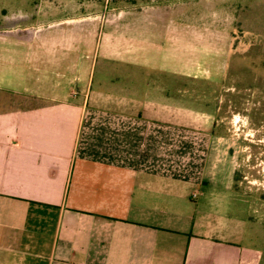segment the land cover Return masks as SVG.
Wrapping results in <instances>:
<instances>
[{"label":"crops","instance_id":"obj_1","mask_svg":"<svg viewBox=\"0 0 264 264\" xmlns=\"http://www.w3.org/2000/svg\"><path fill=\"white\" fill-rule=\"evenodd\" d=\"M48 45L30 61L53 96L0 100V264H264L210 113L93 95L91 73L67 76ZM1 49L3 78L17 53Z\"/></svg>","mask_w":264,"mask_h":264},{"label":"rangeland","instance_id":"obj_2","mask_svg":"<svg viewBox=\"0 0 264 264\" xmlns=\"http://www.w3.org/2000/svg\"><path fill=\"white\" fill-rule=\"evenodd\" d=\"M0 38L2 58L17 53L1 101L53 96L54 80L42 84L30 61L46 41L61 72L91 73L93 95L210 113L264 235V0H0Z\"/></svg>","mask_w":264,"mask_h":264}]
</instances>
